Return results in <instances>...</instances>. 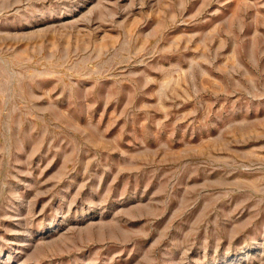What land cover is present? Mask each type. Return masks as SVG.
<instances>
[{
  "label": "rangeland",
  "instance_id": "1",
  "mask_svg": "<svg viewBox=\"0 0 264 264\" xmlns=\"http://www.w3.org/2000/svg\"><path fill=\"white\" fill-rule=\"evenodd\" d=\"M0 264H264V0H0Z\"/></svg>",
  "mask_w": 264,
  "mask_h": 264
}]
</instances>
